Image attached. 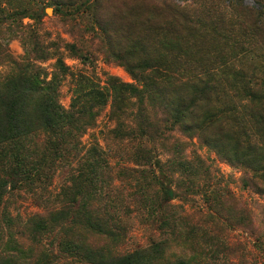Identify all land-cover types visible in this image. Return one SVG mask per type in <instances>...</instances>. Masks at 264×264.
<instances>
[{
	"label": "rangeland",
	"instance_id": "374dc122",
	"mask_svg": "<svg viewBox=\"0 0 264 264\" xmlns=\"http://www.w3.org/2000/svg\"><path fill=\"white\" fill-rule=\"evenodd\" d=\"M168 70L212 73L259 118L250 140L187 134L157 99L143 124L111 117L109 78L153 93ZM237 73L264 89V0H0V99L34 74L66 112L80 77L108 96L73 148L44 134L0 148V264H264V119Z\"/></svg>",
	"mask_w": 264,
	"mask_h": 264
},
{
	"label": "trees",
	"instance_id": "16d2710c",
	"mask_svg": "<svg viewBox=\"0 0 264 264\" xmlns=\"http://www.w3.org/2000/svg\"><path fill=\"white\" fill-rule=\"evenodd\" d=\"M18 16L17 11L7 10L8 18L15 20ZM57 70L59 73L65 72L61 62L57 63ZM183 76L178 70L166 71L162 76L164 86L159 92L155 89L153 93L148 91L145 84L137 88L109 78L107 84L111 90V117L118 121L126 114H132L130 110L135 108L134 119L138 118L139 123L143 124L145 100L149 102L157 99L166 123H170L171 126H182L187 134L203 137L206 131H210L213 127H217L220 133L223 129L234 128L236 131L228 137L229 140L238 145L246 143L243 138L250 140L248 127L252 129L257 125L256 121L259 122V118L256 120L251 116V111L247 115L242 111V107L235 108L234 105L222 100L226 88L221 87L219 82L213 81L215 76L212 73L194 71L190 73L186 82L182 80ZM37 77V74L26 78L21 76L20 79L18 77L16 84L19 87L7 91L9 94L18 93L21 98L7 101L0 99L1 151L12 146L16 152L22 140L37 134L50 135L54 138L53 141L59 142L60 145L66 146L70 143L73 148L82 135V128L94 125L97 113L93 108H103L107 103L108 96L103 95L95 83L80 77L73 90L70 111L66 112L58 104V81L52 79L48 83L39 82ZM241 77L243 79L241 90L252 94L254 101L252 108L255 106L262 111L263 115H258L263 120L264 89L257 91L261 87L258 83L250 86V82L246 81L247 76L237 73V78ZM133 78L138 82L135 76ZM119 130L120 128L117 132ZM227 131L229 132L230 129ZM128 134L134 136L130 130ZM54 145L53 142L50 147ZM256 147L257 150L260 149ZM89 155L95 159L99 156V152L96 148H91ZM165 195L170 197L171 192L166 190ZM136 257L133 259L130 255L125 259L103 260L102 264H131V262L139 264L138 255Z\"/></svg>",
	"mask_w": 264,
	"mask_h": 264
},
{
	"label": "water",
	"instance_id": "95a60500",
	"mask_svg": "<svg viewBox=\"0 0 264 264\" xmlns=\"http://www.w3.org/2000/svg\"><path fill=\"white\" fill-rule=\"evenodd\" d=\"M48 14V12H46Z\"/></svg>",
	"mask_w": 264,
	"mask_h": 264
}]
</instances>
